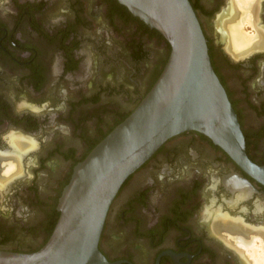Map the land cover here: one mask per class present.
Instances as JSON below:
<instances>
[{
  "label": "flooded vegetation",
  "instance_id": "1",
  "mask_svg": "<svg viewBox=\"0 0 264 264\" xmlns=\"http://www.w3.org/2000/svg\"><path fill=\"white\" fill-rule=\"evenodd\" d=\"M190 1L238 115L247 153L264 165V0H236L245 10L239 28L263 40L242 57L230 52L226 30L217 24L230 15L232 0ZM68 3L66 18L56 21V0H0L2 250L25 251L44 243L75 165L140 103L167 54L166 42L140 27L118 1ZM248 7L253 11L248 13ZM103 22L112 23L111 31L122 35L126 49L120 55L111 42L100 47L104 63L95 79L100 80L101 70H113L129 86L91 93L93 104L84 105L82 82L90 67L86 48L100 46L87 31ZM52 53L57 55L53 60ZM57 83L74 89L77 102L82 97L84 102L68 106V89L58 95ZM59 118L75 127L78 144L64 137ZM100 249L114 264H264V186L208 136L180 132L124 182L109 208Z\"/></svg>",
  "mask_w": 264,
  "mask_h": 264
},
{
  "label": "water",
  "instance_id": "2",
  "mask_svg": "<svg viewBox=\"0 0 264 264\" xmlns=\"http://www.w3.org/2000/svg\"><path fill=\"white\" fill-rule=\"evenodd\" d=\"M171 46L159 77L135 109L80 162L58 200L59 217L34 252L0 249V264H114L100 249L109 208L124 182L170 137L208 136L264 186L238 115L218 77L208 39L190 0H118ZM241 182L252 187L248 180Z\"/></svg>",
  "mask_w": 264,
  "mask_h": 264
},
{
  "label": "rangeland",
  "instance_id": "3",
  "mask_svg": "<svg viewBox=\"0 0 264 264\" xmlns=\"http://www.w3.org/2000/svg\"><path fill=\"white\" fill-rule=\"evenodd\" d=\"M87 4L89 7V3H87ZM68 5H69L68 0H56V5H55V19H56V21H58V20L61 21L64 18H66L67 13H68L67 11L70 9V7L68 8ZM110 24H112V23L110 22ZM110 24H108L107 22H103L102 25L98 24V25H96V27L93 30L87 31L88 33H90L91 37H94L95 40H99L100 46L98 48V47L94 46L93 43H89L87 45V48H86L87 56H88L87 60L89 59L90 67H89V71H88V75H87L86 79L83 80V82H82V89L87 92V96H85L87 102L83 103L84 97H82L79 100V101H82V103L84 105L93 104V101H91V100L89 101V99H91L90 98L91 93H94V92L96 93L100 90H101V92H103V91L106 92L107 90H109V88L114 90L115 88L121 89L122 86L123 87L129 86V83H128L126 77H123L121 79H117V77H115V73L113 72L112 69H111L112 72L101 70L100 71V76H101L100 80L95 79L98 71L100 70L101 64L104 63V60L102 59V56L104 53L101 52V49L104 46H107L106 44L108 42H111L116 47H118V49L121 52L120 55H122V51H124L126 49V47L124 46V44L122 42L123 41L122 35L120 34L121 35L120 36L119 34L112 32L111 31L112 25H110ZM103 31L105 33L104 37L102 34ZM124 41H125V39H124ZM100 47H102V48H100ZM103 52H105V49L103 50ZM56 56L57 55L55 53H52V54H49L48 57L53 60L54 58H52V57H56ZM50 63H52V61ZM56 85H57L56 91H57L58 95L61 93V89H65V90L68 89L66 96L68 97L69 101L66 104L68 106L71 105L72 108H76L78 106L79 101L77 102L78 97L77 98L74 97V95H75L74 89H69V87L67 85H63V83H62V85H60L58 83ZM111 96L115 97L116 100L118 98L117 95H111ZM111 96H110V98H111ZM108 104H111V102L107 103V105ZM107 105H104L103 109H106V108L111 109V107L109 108V106H107ZM88 120H90V119H88ZM56 124L61 125L63 127H66V132L63 133L65 138L72 140V143L78 144L80 142V137H79L80 135L76 132V129L72 125V123L70 125L68 122H64L63 119L59 118L56 120ZM99 129L100 128L98 126L96 132H98Z\"/></svg>",
  "mask_w": 264,
  "mask_h": 264
},
{
  "label": "bare ground",
  "instance_id": "4",
  "mask_svg": "<svg viewBox=\"0 0 264 264\" xmlns=\"http://www.w3.org/2000/svg\"><path fill=\"white\" fill-rule=\"evenodd\" d=\"M244 4H246V3L244 2ZM251 4H252L251 6L255 7L254 6L255 4H253V3H251ZM241 5L242 4L240 3V1L237 2L236 0H232L231 6L228 7L229 11L228 10H227L228 12L226 11L227 12L226 14L228 15V13H230V15H228V17H226V18H224L225 15H223L224 16L223 18L220 17L217 21V24L220 27L222 26L223 29L226 30L225 31L227 34L226 46L230 50V52L235 56H241L242 57L243 55L248 54V52H250L251 50H253V49L257 48L259 45H261V42H263V40L257 38L256 36H250L249 37L248 35L245 34L243 29L239 28V25H241V21H242L241 15H243V11H245ZM244 8H245V6H244ZM248 9H250V8L248 7ZM253 9H250V11L249 12L247 11V12L250 13L253 11ZM245 20L247 22H251V18L249 16H247V18ZM223 34H225V33H223ZM261 38H262V36H261ZM262 39H264V38H262ZM14 148H16V147H14Z\"/></svg>",
  "mask_w": 264,
  "mask_h": 264
},
{
  "label": "trees",
  "instance_id": "5",
  "mask_svg": "<svg viewBox=\"0 0 264 264\" xmlns=\"http://www.w3.org/2000/svg\"><path fill=\"white\" fill-rule=\"evenodd\" d=\"M116 2L118 1V0H115ZM129 15H130V17H132L134 20H136L138 23H139V26L140 27H142V28H145V29H148V30H150V31H152L153 32V34L154 35H156L157 37H159L162 41H165L166 42V44H167V54H166V56H165V58H164V60H163V62H162V65H161V67H160V69L158 70V72H157V74H156V77L154 78V80H153V82H152V84L150 85V87H149V89L147 90V92L150 90V88L153 86V84L155 83V81L157 80V78L159 77V75H160V73L162 72V70H163V68H164V66H165V64H166V62H167V60H168V58H169V55H170V52H171V46H170V44L168 43V41L165 39V37L158 31V30H156V29H150V27H149V25H147L146 23H144L142 20H140L138 17H135V16H133V14L128 10V8L127 7H125L124 5H121V4H119ZM208 45H209V43H208ZM209 53H210V51H209ZM210 56H211V54H210ZM146 92V93H147ZM146 93H145V95H146ZM144 95V96H145ZM133 111V110H132ZM132 111H129V112H126L125 114H123L122 115V117H120L117 121H116V123L114 124V125H112L111 127H110V129L109 130H107L106 132H104V133H102V135L96 140V141H94L91 145H90V148L87 150V152L85 153V155L83 156V158L82 159H80V161H82L88 154H89V152L104 138V137H106L119 123H121ZM69 180H70V178L68 179V181H66V183H65V185L69 182ZM64 185V186H65ZM59 211H56V215H55V221L53 222V224H52V226H51V228H50V230H49V232H48V236L46 237V239H45V241H44V243L42 244V245H40V247H36V248H31V249H28V250H25V251H20L21 249H14V251H17V252H34V251H37V250H39L46 242H47V240L49 239V237H50V235L52 234V232H53V230H54V227H55V224H56V222H57V220H58V217H59ZM0 249H3V247H1L0 246Z\"/></svg>",
  "mask_w": 264,
  "mask_h": 264
}]
</instances>
